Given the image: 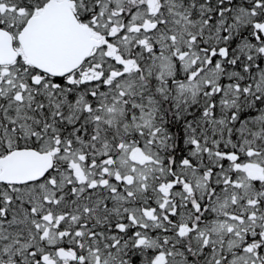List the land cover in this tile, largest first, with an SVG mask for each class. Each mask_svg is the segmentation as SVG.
<instances>
[{"label":"flooded vegetation","instance_id":"obj_1","mask_svg":"<svg viewBox=\"0 0 264 264\" xmlns=\"http://www.w3.org/2000/svg\"><path fill=\"white\" fill-rule=\"evenodd\" d=\"M49 1L38 4L0 0L1 39L7 32L13 44L10 50L0 49V161L23 150L47 155L53 162L51 169L30 184L50 179L54 169L102 167L108 172L111 162L102 165L103 158L89 149L100 146L95 128L107 112L111 116L110 130L118 137L114 144L120 143L119 148L123 146L120 139L133 144L137 141L131 137H159L155 211L145 210L148 219L156 221L155 232L149 224L147 229L152 235H145L140 226H131V220H127L134 196L125 189L134 181L130 175L126 185L119 175L114 180L103 177L114 186L102 192L94 189L96 195L109 197L101 206L100 220L93 218L88 224L65 227L66 222H62L57 225L59 230L80 237L90 223L100 222L119 236L113 246L128 241L131 247L134 242L133 249L147 248L149 264H264V216L259 220L253 217L251 224L244 226V214L239 209L229 211L225 199L229 178L243 174L251 182H264V156L255 159L259 150L248 149L246 154L229 150L226 118L229 68L237 74L238 67L245 69L241 63L248 57L246 62L253 65L247 69H256L255 78L261 75L264 83V0H177L184 10L187 8L184 19L197 18L198 11L211 26L205 25L209 28L203 33L206 39L198 37L205 47L198 49H159L162 25L174 20L170 9L176 12L174 6H167L168 0H113L111 17L99 24L75 8L78 0H68L79 22L102 43L81 64L56 72L31 63L19 40L29 19L38 16ZM177 12V20L182 19L183 10ZM113 26L119 30L112 32ZM243 39L245 49L231 48ZM215 41V45L210 43ZM148 73L155 77L148 78ZM233 83H238V88L240 83L249 88L255 84L248 79ZM137 120L141 122L133 124ZM140 144L128 157L133 168L152 159ZM259 166L261 173H253ZM2 168L0 165V173ZM88 182L89 178L81 175L76 190L89 192L84 189ZM5 185L13 184L0 183V193ZM62 195L71 199L70 208L79 206L84 210L88 201L85 193L78 194L70 187ZM48 201L52 205L62 200ZM142 202L147 206L146 200ZM61 215L64 221L73 220L68 214ZM230 215H235L238 222L232 225V232L227 231ZM82 237L63 246L76 255L75 259L58 258V264H82L84 258L74 251ZM151 237L157 242L155 249L148 244Z\"/></svg>","mask_w":264,"mask_h":264},{"label":"rangeland","instance_id":"obj_2","mask_svg":"<svg viewBox=\"0 0 264 264\" xmlns=\"http://www.w3.org/2000/svg\"><path fill=\"white\" fill-rule=\"evenodd\" d=\"M1 1L4 3H10L11 1L15 0ZM16 1H28L43 4L47 0ZM111 2H113V0H78V2L75 4V8L83 15L88 16L91 22L99 24L101 22H104V20H107L106 22H108L109 18L111 17ZM165 3L169 4L167 6H172V8L174 6V8L176 9L175 13H173V9L170 10L171 14H175L174 21L176 24L178 23L180 27L170 33L166 31H168L169 28L172 29L174 27V22L167 21L163 23L162 29L164 30L161 29L162 32L159 36V49L205 48L203 46V40L198 37L201 36L202 39H206L208 36L207 34L204 35L203 33H207L209 28L205 25L209 27L211 26L203 20V17L199 15L200 13L197 11L195 13V15L197 14V18L188 17L189 19L186 20L184 19V13L187 12V8L185 10L183 9L182 2L178 3V1L175 0L174 3V0H168L165 1ZM179 8L183 10V13L181 15V18L183 20L177 22L178 20L176 18V14L178 15L177 10ZM101 12L103 14H101ZM244 15H246V12ZM116 23L119 24L121 23V21H118ZM113 27H110V30L112 32L113 30L118 29L116 26ZM216 28H218V26ZM119 41L121 43V47L123 48V41ZM231 48L233 50L235 49L234 46H231ZM240 49L242 50L245 48L241 46ZM247 58L248 57H246V59ZM243 63L244 61L241 64L243 65ZM249 65L253 64L251 62H246L244 64L245 69L243 70L246 72L250 71L249 69H247L249 68ZM255 76L256 75H253L252 72L250 80L252 77L254 79ZM257 80L258 81L256 82V85L258 87L253 85V89L249 88L248 86H242L241 83L239 88L236 87L238 83L232 82L228 84V121H231L233 123L228 126V129H230L227 135V146L229 147V150L238 149L243 154H246L248 149H254L258 147L261 149L260 157H262V155L264 156V113L261 118L259 117V120H256L254 118V124H252L253 122L250 118L252 115V109L255 110V106H257L258 110H262V112H264V83L261 82V75H259ZM262 80H264V76ZM232 96L233 101H244V106L241 104V108L244 112L242 113V116L240 112V117L237 115L239 106H236L233 101L231 102L230 98ZM109 116V113L104 112L100 116V125L95 128V133L98 138H100V146L97 148L89 147V149L94 152L96 150V154H98L100 158H103V162L101 161L102 165H106L107 163L111 162V165L113 166L108 169V172H104L102 167L100 169H57L52 174L50 179L43 180L36 184H30L28 188L16 186H3L1 188L0 264H20L18 259L21 261H25L28 258H34L35 264H45V261H42V256L49 254L50 252L44 249L39 250L38 252L34 251L35 244L48 243L56 246L71 239L80 240L82 235L83 237L81 239V245L74 249V251L79 256H82L84 258L82 264H84L85 261L89 262L90 264H123L120 260L124 252L123 250H120L122 245H111L112 247L119 246L116 249L111 248V246H109L107 249H103V246H101V244L99 245V243H92L88 240L91 238V235L88 233V231L82 232L80 237H78L77 235L71 236L69 231L58 229L59 227L57 225L62 222H66V224L64 225L65 227L66 225H76L82 222L88 224L87 221L93 218L99 220L98 218H96L95 212L97 211L99 202H101V196L99 198L94 197L93 199L88 200L85 203V207L83 210L79 206H73L70 208V205L72 204L70 202L71 199H69L68 201V199L66 197L64 198L62 195L67 191L68 187L71 188V191L77 192L78 194L84 193L80 192L82 191L81 189L76 190L75 186L76 182L78 180H81V175L89 178V182L85 184L84 189H89V192L92 195H96V191L102 192L103 188L109 190L114 186V184H110L109 182H107V179L114 180L119 175L123 179L121 180V182L126 185L125 180L129 175L132 176L134 178L132 185H126V187L124 185L127 193L134 195V201L132 200V204L130 207V216L127 218V220H131V226H134V224L136 226H140L141 229L145 231V233H141L145 235H152L151 233H149V229H147L150 228L149 224L153 226H151V229L153 230L152 232H155L156 221L149 220L145 214V210L153 209L155 211L154 205L157 200L156 193L159 189V167L158 163L156 162L158 160L156 154V146L159 144V137H138L137 143H133L130 146L127 144H123L122 148H119L120 143L118 144L116 142V144L118 145L114 144V142L116 141L115 138L118 137L115 136L110 130L111 116ZM140 122L141 120H137L134 121L133 124H138ZM141 140L146 141L141 145ZM138 144H140L139 146L145 152H147L152 159L150 160V163L146 165H136L135 168H133L128 157L130 158L132 152L134 151V148H136ZM258 157H256L255 159H259ZM120 161H122L124 164H122V162ZM117 165H120V167H118ZM103 177H106L107 179ZM71 183L72 185H70ZM116 184L117 183H115V185ZM94 189L97 190L94 191ZM229 193L231 195H229ZM226 194L227 196L225 197V199L228 210L238 212L239 209L240 212L244 214L242 217L244 226H248L251 224V218H255L257 216L256 220H259L261 216H264V214L260 213L259 209L260 205L264 204V182L254 183L248 180L245 175L240 174L235 179L229 178L226 188ZM57 198L62 200L61 203L58 202L61 207H58L57 203H53L52 205H50V201H48V199H51L53 201ZM142 200H146L147 206L143 204ZM21 206H23L22 208L24 209V212H17V208ZM101 212L103 213V210H101ZM61 213L72 216L73 220L64 221V219L61 217ZM117 213L118 212H116L115 214ZM253 213L255 215L251 216V214ZM120 221H122V219ZM30 223L32 224L31 228L28 227ZM237 223L238 222L236 216L230 215L228 217L227 231H235L232 225H236ZM14 226H16L17 229L14 228ZM246 228L247 227H245L244 229ZM25 231H30V237H32L31 239H28L26 237ZM153 238L154 237H151L148 244L152 246L153 249H155L157 246V242ZM136 239L137 238H134V241ZM229 239H227V245H230ZM144 251L148 252V249L144 248ZM111 258L117 260L111 262Z\"/></svg>","mask_w":264,"mask_h":264},{"label":"water","instance_id":"obj_3","mask_svg":"<svg viewBox=\"0 0 264 264\" xmlns=\"http://www.w3.org/2000/svg\"><path fill=\"white\" fill-rule=\"evenodd\" d=\"M19 40L30 62L51 72L76 67L102 43L92 38L89 29L79 22L68 0H50L38 16L29 19ZM1 48L5 51L13 48L12 37L7 32L3 40L0 35ZM0 165L3 167L0 183L22 185L42 179L51 169L52 160L45 154L23 150L1 160ZM258 170L259 167H255L252 172ZM58 256L59 259H75L72 252L64 249H58ZM47 264L54 263L48 259Z\"/></svg>","mask_w":264,"mask_h":264},{"label":"bare ground","instance_id":"obj_4","mask_svg":"<svg viewBox=\"0 0 264 264\" xmlns=\"http://www.w3.org/2000/svg\"><path fill=\"white\" fill-rule=\"evenodd\" d=\"M180 21H182V19H179L177 22H180ZM173 22H174V27L172 29L169 28L168 31L165 30L166 32H170L171 33V32H173L174 30H176V29H178L180 27V25L178 23L176 24L174 20H173ZM162 30H164V29H162ZM162 30L160 31V34H161ZM163 33H164V31H163ZM203 42H204V40H203ZM243 42H244V39L241 42H237L235 49H240L241 46H242V44H243ZM210 43H213V42H210ZM203 46H204V44H203ZM243 47H246V41L244 42ZM222 49H224V47H222ZM243 61H244L243 64H245L246 63V57L244 58ZM255 70L256 69H254L253 67H251L250 68L251 73H247L242 68H239L238 67L237 74H236V73L233 72L232 69L229 68V70H228V82H227V84H230L232 82H237V79H239V80H245V79L250 80V76L252 75V72H255ZM253 75H256V74L254 73ZM153 77H155V74L148 73V78L153 79ZM250 81L252 83L254 82L256 84V82L258 80L256 78L253 79V77H252ZM255 84H254V86H255ZM259 84H260V81H259ZM227 87H228V85H227ZM250 88L253 89V84H251ZM232 98H233V96L230 98L231 99V102L233 101ZM242 99H244V98H242ZM227 100H228V92H227ZM233 103L236 104V106H239V109L237 111V115L240 117V112H241V116H242V113L244 111L241 108V104L244 106V101L243 100L242 101L241 100H237V101H233ZM254 109L255 110L252 109V115L250 117L252 119V122H253L252 124H254V118L256 120H259V117L261 118L263 116V113H264V112H262V110H258L257 109V106H255ZM226 118H227V125L228 126L231 125V123H233V122H231V121L229 122L228 121V102H227V117ZM137 138L138 137H131V139H132L133 142H136L138 140ZM119 141L122 144H127L129 146L132 144V143L129 142L128 139H120ZM254 150L256 152L258 150L261 152V150L258 147L254 148ZM259 154L256 157L260 156ZM52 165H53V162H52ZM244 168H246V167H244ZM254 170H255V168H254ZM55 171H56V169L53 170V173ZM258 173H261V167L260 166H259V172ZM14 186L28 188L30 185L27 184V183H25V184H22V185H14ZM84 193H85L84 198L87 199V200H91L94 197H97V198L100 197L99 195H92V194H90L87 191H85ZM108 198L109 197H107V196L106 197H102V196L100 197L101 202H99V205L97 206L98 207V210L95 212L96 218H97V215H99V217H98L99 220L101 219L100 216L102 214L101 213V209H102L101 206L107 201ZM132 200L134 201L133 198H132ZM22 207L23 206L17 208L16 211L17 212H20V213L21 212H24V209ZM259 209H260V213L264 214V204H261L260 207H259ZM152 214H153V212H152ZM90 224H91V226L88 228V233L91 235V238L88 239L90 242H92V243H100V244L106 245V247H104L103 249H107L116 240H118L119 236L117 235V233L113 232L111 229H108L106 226H104L100 222H96L95 221V222H92ZM31 225L32 224L30 223V225L28 227L31 228ZM14 228L17 229L16 226H14ZM14 228H13V230H14ZM25 233H26V237L28 239H31L32 238V237H30L31 236L30 231L29 232L28 231H25ZM134 233L135 232L132 230L131 231V235H134ZM20 235H23V234H20ZM124 239H126V237ZM65 244H67V243L64 242V243L58 244L56 246H53V245L48 244V243H38V244H35V250L34 251L38 252L39 250H43V249L46 250V251H49L50 252L49 254H46V255H43L42 256V261L43 262L45 261V264H47L48 259H50V260L53 261L54 264H58L57 263V259L59 258V256H58V249H64V250L69 251V249L63 247V246H65ZM120 245H122V247L120 248V250H123L124 251L122 258L120 259L123 264H149V262L151 261V259H149V257H150V253L149 252H146L144 250H138L135 247H134V249L137 252L134 251V249H133L134 242H132V247L130 246V243L128 241H126V244H120ZM57 247H58V249H57L56 254H52L53 256H51L50 254L53 253L56 250ZM111 248H113V247L111 246ZM114 260L116 261L117 259L111 258V262H114ZM18 261L20 262V264H35L34 258L33 259L32 258H28L25 261H21V260L18 259ZM84 264H90V263L86 261ZM157 264H159V263H157Z\"/></svg>","mask_w":264,"mask_h":264},{"label":"trees","instance_id":"obj_5","mask_svg":"<svg viewBox=\"0 0 264 264\" xmlns=\"http://www.w3.org/2000/svg\"><path fill=\"white\" fill-rule=\"evenodd\" d=\"M216 42H217V41L213 42V44L215 45ZM4 187H8V185H5Z\"/></svg>","mask_w":264,"mask_h":264}]
</instances>
